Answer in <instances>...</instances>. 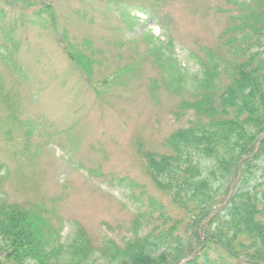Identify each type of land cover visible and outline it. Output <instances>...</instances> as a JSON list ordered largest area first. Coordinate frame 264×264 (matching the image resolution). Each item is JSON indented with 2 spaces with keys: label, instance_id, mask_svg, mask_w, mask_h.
I'll list each match as a JSON object with an SVG mask.
<instances>
[{
  "label": "rangeland",
  "instance_id": "rangeland-1",
  "mask_svg": "<svg viewBox=\"0 0 264 264\" xmlns=\"http://www.w3.org/2000/svg\"><path fill=\"white\" fill-rule=\"evenodd\" d=\"M263 9L264 0H0V207L34 206L52 234L82 230L97 248L147 233L159 213L151 203L171 206L142 155L167 154L168 137L198 119L194 77L211 57L235 64Z\"/></svg>",
  "mask_w": 264,
  "mask_h": 264
},
{
  "label": "trees",
  "instance_id": "trees-1",
  "mask_svg": "<svg viewBox=\"0 0 264 264\" xmlns=\"http://www.w3.org/2000/svg\"><path fill=\"white\" fill-rule=\"evenodd\" d=\"M250 24L235 64L211 57L194 77L198 119L168 137L167 154L142 155L171 210L154 201L147 233L97 248L82 230L52 234L34 206L2 205L0 264H264V9Z\"/></svg>",
  "mask_w": 264,
  "mask_h": 264
}]
</instances>
